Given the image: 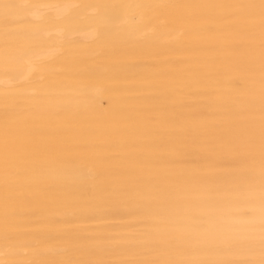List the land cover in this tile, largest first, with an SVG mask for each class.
Masks as SVG:
<instances>
[{
  "label": "bare ground",
  "instance_id": "obj_1",
  "mask_svg": "<svg viewBox=\"0 0 264 264\" xmlns=\"http://www.w3.org/2000/svg\"><path fill=\"white\" fill-rule=\"evenodd\" d=\"M82 1H9L25 7L0 94L29 99L64 73L80 83L0 118V261L264 264V0ZM112 39L165 50L161 101L111 108V71L81 77L79 59ZM65 113L69 155L22 147Z\"/></svg>",
  "mask_w": 264,
  "mask_h": 264
},
{
  "label": "rangeland",
  "instance_id": "obj_2",
  "mask_svg": "<svg viewBox=\"0 0 264 264\" xmlns=\"http://www.w3.org/2000/svg\"><path fill=\"white\" fill-rule=\"evenodd\" d=\"M9 1L10 0H3V2H7V3H9ZM107 1L108 0H83L82 2L84 4L85 3L104 4ZM175 14H176L175 10H170L168 13V17L173 16ZM157 16H158L157 22H160V27H162L161 23L163 21L164 23L163 28H164L165 22L168 21L165 12L164 11L158 12ZM22 25L23 24L14 23L10 25L12 26L11 28L9 26V28L5 30V27H3L4 24L0 22V35L1 33L3 34L2 36H0V40H1L0 49L3 50L2 52L0 50V54L13 49L17 45H20L19 44L20 42L18 43V40H16L15 38L9 39L7 37V33L8 31H13L14 29L22 27ZM5 39L7 40L5 41ZM163 52H165V50H162L161 46L153 41L150 43H133V44L127 43L125 45L123 44L122 46L121 44L120 45L115 44V42L112 39L110 40L109 44H107L105 47L103 46V48L100 47L99 50L91 54L89 57L86 56V57H81V59H79L85 67V70L81 73L83 74L81 77H85V76L89 77V74L92 71H94L91 73V76H94L95 77L94 79L96 78L100 79L102 73H104L106 70L109 69L111 73L106 78L107 89H109V91L111 92L118 91L116 92L117 96L116 98H114L112 102L114 104L111 105V108H117V109L146 108L145 107L146 105H144L146 101H148L147 103H150V101L152 102L157 100L161 101L163 98V93H164L163 83L159 80L160 79L159 76H162L165 73L164 72L165 59L163 57ZM146 65H148L147 68L144 67ZM135 66L137 70L134 73L128 71L130 68ZM145 69L148 71H146ZM57 76H53V75L49 76L52 80L49 78L50 81L48 80L43 83V84L46 83V85L42 86L43 85L42 84L40 86L45 88L49 84V86H51L54 90H59L64 88L68 84L72 86L80 83V80L75 81V79L70 83H66V80L70 79L68 78L69 74L67 73L59 74ZM155 76H158L159 78H156ZM42 87H39L37 89V93L34 96L30 97L29 99H25L22 96L24 94L23 91H18L16 93L17 96L14 99L13 98L9 99V97L6 98L5 95L0 94V118L2 117V115H9L10 113L16 111L38 112L39 110H46L47 107L44 106L46 97L43 96L45 90ZM119 91H123V92L119 93ZM122 93H124V95H122ZM33 103L34 105H31ZM77 103H75V105L71 107L73 108L72 110L74 109L82 110L84 108ZM142 103L143 106L141 105ZM56 114L49 115L50 117L48 116V118L50 121L47 125H45L49 128L51 127L50 129L51 132H47L46 130L44 131L41 130V134L42 135L44 134L43 139H40L36 142H28L22 147L32 151L33 150H48L54 152L59 151L58 152L59 155H63V156L69 155L68 153L66 154V152L70 150V146L68 145L70 141V137L68 135L67 129L69 127L68 125L71 124L70 121L72 120V118L69 115V113H65L61 115H56ZM76 117L80 118L81 115L77 113ZM5 125L6 123L2 122L0 126L4 127ZM35 125L36 123L34 122L28 123L26 125V130L30 133H34L35 131H37ZM45 136L47 138H45ZM62 143H65L66 145Z\"/></svg>",
  "mask_w": 264,
  "mask_h": 264
},
{
  "label": "snow or ice",
  "instance_id": "obj_3",
  "mask_svg": "<svg viewBox=\"0 0 264 264\" xmlns=\"http://www.w3.org/2000/svg\"><path fill=\"white\" fill-rule=\"evenodd\" d=\"M25 7L24 5H17L12 3L3 2L0 0V22L4 24L5 30L9 28L10 25L16 23L19 18V13L17 9ZM262 9H264V2L261 5ZM130 23L135 26L136 21L132 20ZM0 264H6L5 261H0Z\"/></svg>",
  "mask_w": 264,
  "mask_h": 264
}]
</instances>
